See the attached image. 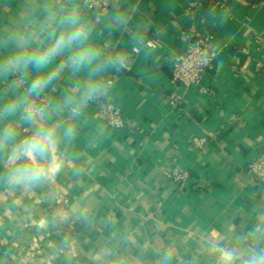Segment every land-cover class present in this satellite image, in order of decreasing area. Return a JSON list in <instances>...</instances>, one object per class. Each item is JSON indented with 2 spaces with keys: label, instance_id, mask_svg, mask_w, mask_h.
<instances>
[{
  "label": "crops",
  "instance_id": "0c3cea01",
  "mask_svg": "<svg viewBox=\"0 0 264 264\" xmlns=\"http://www.w3.org/2000/svg\"><path fill=\"white\" fill-rule=\"evenodd\" d=\"M189 1L113 0L100 14L72 0L98 46L127 54L123 68L105 73L111 87L99 96L126 125L110 127L94 101L79 119L61 113L76 135L53 152L37 187L8 183L10 149L0 151V264H162L165 254L170 264H248L264 254V189L245 171L264 149V0L202 2L187 13ZM67 2L0 0V54L16 47L10 31L34 30L46 7ZM205 33L212 66L197 84L174 82L173 54ZM73 83L66 74L38 102L58 101ZM173 168L183 182L168 178Z\"/></svg>",
  "mask_w": 264,
  "mask_h": 264
},
{
  "label": "clouds",
  "instance_id": "9594fccd",
  "mask_svg": "<svg viewBox=\"0 0 264 264\" xmlns=\"http://www.w3.org/2000/svg\"><path fill=\"white\" fill-rule=\"evenodd\" d=\"M45 13L34 30L10 31L8 42L16 47L0 54V82L16 78L0 89V151L10 149L11 167L4 178L13 186L47 182L53 152L76 135L71 124L61 121V113L79 119L89 103L109 91L112 82L105 73L123 68L127 59L125 52L106 51L95 43L93 26L72 0L63 8L49 5ZM57 58L62 59L54 63ZM66 74L74 81L72 87L62 89L58 101L38 102ZM17 81L26 86L17 89ZM17 124L26 125L28 134L21 136ZM170 260L165 254L162 264ZM248 264H264V254L250 257Z\"/></svg>",
  "mask_w": 264,
  "mask_h": 264
},
{
  "label": "built area",
  "instance_id": "2783aa9c",
  "mask_svg": "<svg viewBox=\"0 0 264 264\" xmlns=\"http://www.w3.org/2000/svg\"><path fill=\"white\" fill-rule=\"evenodd\" d=\"M87 2L90 6L95 7L100 14H104L113 0H87ZM202 2L213 5L220 4L223 0H190L186 4L184 11L191 13ZM209 41L210 35L207 33L202 34L195 42L186 43L183 50L173 54L171 71L174 82L188 87L197 84L201 80L204 72L212 66L216 57V52L209 45ZM143 43L148 47L154 48L157 40L155 38H148ZM132 49L136 51L138 48L135 46ZM109 80L111 79L109 78ZM43 99L41 97L40 101H43ZM181 101V96L178 94L168 97L169 104L174 107L179 106ZM94 102L96 113L110 127L120 129L126 125V118L122 110L113 101L106 97H98ZM205 141L206 139L203 137L193 138V143L198 146ZM245 171L258 188L264 189V149L258 151L252 159L246 162ZM167 176L171 181L183 182L186 178V173L173 168L167 173Z\"/></svg>",
  "mask_w": 264,
  "mask_h": 264
}]
</instances>
